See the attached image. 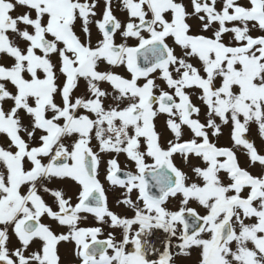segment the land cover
Segmentation results:
<instances>
[{
	"label": "snow or ice",
	"instance_id": "6c2138e0",
	"mask_svg": "<svg viewBox=\"0 0 264 264\" xmlns=\"http://www.w3.org/2000/svg\"><path fill=\"white\" fill-rule=\"evenodd\" d=\"M0 264H264V0H0Z\"/></svg>",
	"mask_w": 264,
	"mask_h": 264
}]
</instances>
